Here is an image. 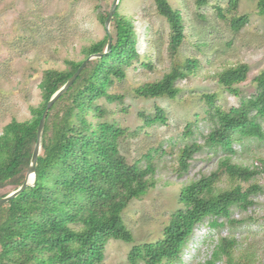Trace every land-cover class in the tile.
<instances>
[{
  "label": "trees",
  "instance_id": "16d2710c",
  "mask_svg": "<svg viewBox=\"0 0 264 264\" xmlns=\"http://www.w3.org/2000/svg\"><path fill=\"white\" fill-rule=\"evenodd\" d=\"M240 0H228V11L236 10ZM157 12L170 27L167 50L174 58L185 39V22L180 9L169 0H154ZM208 0H196L203 6ZM258 12L264 17V0H258ZM219 15L224 17L219 8ZM108 11L100 14L104 23ZM247 15L235 16L230 25L239 30ZM111 50L87 62L74 83L48 111L41 152L36 162L33 185L0 207V264H103L109 239L133 242L122 212L135 198L155 187L153 164L130 163L120 151V139L127 134L123 126L108 120L109 110L101 99L122 104L123 95L111 92L123 81L126 69L141 61L152 68L136 47L138 35L130 18L118 11L111 21ZM206 44V42H203ZM107 45V33L83 47L80 60H65L64 69H46L39 83L41 102L30 106V117L12 118L0 133V197L17 189L25 180L36 141L42 112L50 97L71 77L82 61L101 53ZM186 59L184 69L173 65L156 81L134 88L138 97L174 99L179 93L176 81L184 78L196 65ZM249 65L239 63L218 73L219 84L232 92L247 79ZM257 92L238 106L224 110L216 104V93H205L213 127L205 139L210 147L221 146L233 153V133L264 140V70L254 77ZM145 125L165 123V111L155 107L153 114L140 113ZM190 124L187 126V133ZM186 133V134H187ZM202 148L194 141L180 151L178 176L188 171L190 161ZM264 173V161L249 167L234 163L225 155L209 174L184 185L178 194L180 207L171 213L162 236L154 242L133 244L128 252L130 264H170L180 260L182 250L196 225L210 218V225L228 222L233 206L242 210L253 204L252 194L261 186L244 188L236 183L222 189L217 183L225 174L231 181L248 182ZM239 222V221H238ZM236 240L220 236L211 256L204 264L224 260L232 264Z\"/></svg>",
  "mask_w": 264,
  "mask_h": 264
},
{
  "label": "rangeland",
  "instance_id": "374dc122",
  "mask_svg": "<svg viewBox=\"0 0 264 264\" xmlns=\"http://www.w3.org/2000/svg\"><path fill=\"white\" fill-rule=\"evenodd\" d=\"M113 1L0 0V133L12 118H29V107L41 102L39 83L44 70L64 69L65 60L82 59L83 47L104 36L100 14L109 12ZM169 2L181 10L185 22V39L174 58L167 50L169 24L157 12L154 0H120L118 4V11L132 20L138 33L137 50L152 68L133 62L126 69V78L111 88V92L123 95L122 104L105 99L100 102L109 110L108 120L127 129L120 139L121 153L130 163L153 164L156 184L123 210L134 241L109 239L103 264H130L127 256L133 244L159 239L171 213L180 207V189L215 170L225 155L249 167L264 161V140L238 132L233 133V153L205 144L214 121L203 98L205 93H216V104L229 110L256 94L254 77L264 70V17L258 12V0H240L233 11L227 10L228 0H208L203 6L196 0ZM243 14L248 17L246 23L233 30L231 19ZM188 58L197 63L192 72L176 81L179 93L174 99L143 98L134 93L135 87L159 80L173 65L184 69ZM239 63H247L249 71L247 79L235 85V93L223 88L217 77L223 69ZM156 106L165 111L166 122L145 125L139 114H153ZM194 141L202 148L194 154L188 171L178 176L180 151ZM236 183L244 188L253 183L261 186L250 196L253 204L245 210L233 206V223L221 217L217 220L224 223L222 226L210 225V218L196 225L180 260L170 264H204L220 236L236 240L232 264H264V173L248 182L231 181L224 174L217 185L227 189ZM215 264L226 263L221 260Z\"/></svg>",
  "mask_w": 264,
  "mask_h": 264
},
{
  "label": "water",
  "instance_id": "95a60500",
  "mask_svg": "<svg viewBox=\"0 0 264 264\" xmlns=\"http://www.w3.org/2000/svg\"><path fill=\"white\" fill-rule=\"evenodd\" d=\"M120 0H114L113 4L108 12L107 18L104 21V27L107 33V45L103 52L101 53H95L89 55L87 58H85L82 63L79 65V67L76 69V71L71 75V77L50 97V99L47 101V104L45 106V109L42 112L41 118L39 120L38 128H37V134H36V141L34 144V148L32 151L30 164L25 176L24 182L15 190H12L7 195L0 197V207L8 203L11 199L18 196L20 193H22L28 186L33 185L36 178V162L38 160V156L41 152V146L44 136V130H45V124H46V118L49 109L51 106L58 100V98L74 83L78 75L81 73L85 65L88 61L94 58L102 57L104 54H107L111 50L112 46V33L110 30V24L113 18V15L116 11V8L119 4Z\"/></svg>",
  "mask_w": 264,
  "mask_h": 264
}]
</instances>
